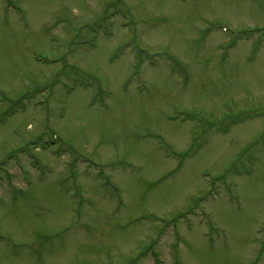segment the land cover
I'll return each instance as SVG.
<instances>
[{
	"label": "rangeland",
	"instance_id": "1",
	"mask_svg": "<svg viewBox=\"0 0 264 264\" xmlns=\"http://www.w3.org/2000/svg\"><path fill=\"white\" fill-rule=\"evenodd\" d=\"M0 264H264V0H0Z\"/></svg>",
	"mask_w": 264,
	"mask_h": 264
}]
</instances>
